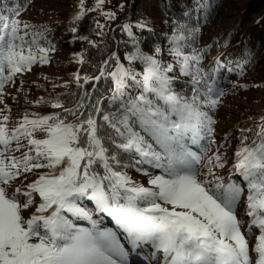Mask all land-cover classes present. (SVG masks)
<instances>
[{"label":"snow or ice","instance_id":"obj_1","mask_svg":"<svg viewBox=\"0 0 264 264\" xmlns=\"http://www.w3.org/2000/svg\"><path fill=\"white\" fill-rule=\"evenodd\" d=\"M30 3L0 0V104L5 85L56 50L50 29L20 19ZM104 3L79 0L73 22L96 11L115 20ZM193 7L200 19L189 22L185 11L166 46L150 52L133 31L151 32L148 24H122L134 49L127 65L113 52L95 66L98 75L73 74L82 91L35 102L59 111H25L14 126L0 111V264H128L126 246L150 247L149 264H264V115L255 129L239 130L231 157L221 151L232 144L231 133L220 144L215 136L226 74L219 60L203 63L210 45L197 46L214 9L208 0ZM95 28L104 34L99 21ZM74 39L97 47L88 36ZM74 60L86 63L83 52ZM86 200L115 228L101 227Z\"/></svg>","mask_w":264,"mask_h":264},{"label":"trees","instance_id":"obj_2","mask_svg":"<svg viewBox=\"0 0 264 264\" xmlns=\"http://www.w3.org/2000/svg\"><path fill=\"white\" fill-rule=\"evenodd\" d=\"M34 1L31 0L28 9L21 16L31 8ZM78 2L79 0H77L76 6H78ZM208 2L214 10L208 21H201L202 33L197 41L198 47L211 46L203 63L220 61L223 65L221 71L226 74V79L221 77L223 89L231 82L245 83L247 90L251 86L260 88L261 84H264V0H208ZM94 3L95 0H85L86 7H93ZM121 4L124 5L122 10L119 7ZM77 11L78 7L70 15L64 13V17L61 16V19L60 16L56 17L62 21L57 24L52 22L45 23V26L34 24L51 30L46 35L56 45L55 51L69 52L73 55L83 52L86 60L83 65L76 63L74 59L56 62V66L71 75V78L68 77L69 80H66L67 78L64 76L47 78V83L38 87L37 93L34 92V102L41 98L51 100L57 95L82 91L77 88L73 74L79 71L81 76L98 75L95 66H99L113 52L120 56L122 62L127 65V61H123V56L134 49L126 33L120 27L122 24L135 25L137 22H146L151 28V32L147 30L140 32L135 28L133 31L140 38V48L145 52H150L155 43L166 46L165 34H170L171 25L176 20L188 19L183 16L185 11L189 12L191 18L189 22L194 23L201 16L200 10L194 9L193 0H105L101 11L116 13V19L111 21L106 20L99 11H96L87 13L78 24H75L73 16ZM96 21L105 25L102 36L96 34L98 31L95 28ZM72 26L77 27V33L73 34L70 31ZM74 36H88L89 39L96 42L97 47L93 48L86 41L74 39ZM111 67L114 65L110 66V70ZM230 68L233 70L228 72ZM55 79L59 81L55 83ZM46 85H56V87L47 89ZM107 86V81L98 82V90L105 97L110 94L104 91ZM85 89L92 91L91 84L85 85ZM62 100L66 107L72 106L70 102L73 100L72 97L62 96ZM32 107L33 109L40 108L39 111L42 114L59 111L51 109L50 105L36 104ZM261 116L262 113L257 114L256 119L249 120L241 128L255 129ZM84 205L89 209H92V206L94 212L92 202L86 200ZM77 223L88 222L77 221Z\"/></svg>","mask_w":264,"mask_h":264},{"label":"rangeland","instance_id":"obj_3","mask_svg":"<svg viewBox=\"0 0 264 264\" xmlns=\"http://www.w3.org/2000/svg\"><path fill=\"white\" fill-rule=\"evenodd\" d=\"M76 3L77 0H35L31 8L22 15L20 19L33 25L36 23L45 26L47 22L57 24L62 21L56 17L60 16L61 19L64 13L70 15L71 12L77 8ZM48 55L50 57V63L46 65L37 64L31 71L18 76L14 84L5 85V94L3 96L4 103L0 104V111H2L4 115H9L10 119L8 123L10 126H14L21 119L25 111L29 113H41L39 111L40 108L33 109L32 107L36 105L34 102V92L37 93V88L47 83V78H57V76H64V78H67L66 80H69L68 77L71 78V75L60 70L56 66V62L60 60H73L74 55L62 51H52ZM208 64L209 63H205V66H208ZM21 81H23V83H21ZM58 81L59 80L55 79V83ZM261 85L260 88H253V86H251V88L247 90L245 83L231 82L230 85L224 87L225 95L221 97V103L214 113V117L217 121L215 125V136L217 143L220 144L224 143V135L226 133H231L229 136V139L232 141L231 146L221 149L222 152L226 151L229 157H231L232 153L235 151L236 144L238 143L236 140L237 133L242 129L241 126L249 120L256 119V115L259 113L264 115V84ZM46 88L52 89L53 86L46 85ZM231 163L232 160L229 159L226 168L223 170L222 174L225 175V177H227L228 168L231 167ZM131 174L134 179L146 185V177L134 171ZM91 208L93 210L92 206ZM96 219L102 221L101 227L113 226L111 219L103 214H100L99 217L96 216ZM80 225L83 226L82 224ZM245 227H247V225H245ZM120 238L122 242L125 241L123 236ZM126 250L129 252L128 264H149L147 254L151 251L150 247L132 252L130 247L126 246Z\"/></svg>","mask_w":264,"mask_h":264}]
</instances>
